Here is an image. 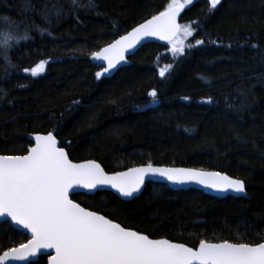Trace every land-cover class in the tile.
<instances>
[{"label":"trees","instance_id":"trees-1","mask_svg":"<svg viewBox=\"0 0 264 264\" xmlns=\"http://www.w3.org/2000/svg\"><path fill=\"white\" fill-rule=\"evenodd\" d=\"M95 2V10L69 15V0H28L31 9L26 0H0V18L8 17L0 19V33L11 31L12 21L20 34L29 26L31 37L8 50L19 68L10 77L0 54V88L6 93L0 98V154H24L30 134L54 130L73 161L93 159L111 173L149 162L225 172L245 182L247 198H218L147 182L131 200L106 190L72 199L122 226L193 248L200 239L263 242L264 0H222L207 18V0H196L179 22L200 19L202 30L187 43L203 39V46L174 60L167 43L149 42L126 66L100 79L91 52L163 11L169 0ZM45 5H60L65 14L59 20L53 15L47 24L40 16ZM33 23L51 35H41ZM50 57L38 76L22 71ZM168 64H173L171 71L160 77L159 69ZM153 89L155 103L148 95ZM237 89L247 93L246 99ZM207 97L214 103H202ZM28 238L0 222V253ZM46 262L40 256L28 264Z\"/></svg>","mask_w":264,"mask_h":264},{"label":"snow or ice","instance_id":"snow-or-ice-1","mask_svg":"<svg viewBox=\"0 0 264 264\" xmlns=\"http://www.w3.org/2000/svg\"><path fill=\"white\" fill-rule=\"evenodd\" d=\"M195 2L170 0L163 11L145 19L130 31L125 30L126 34L99 47L98 51L91 52L94 60L106 64L102 71L95 73L96 78L100 79L124 62L125 54L146 38L154 37L167 42L174 60L182 57L186 50L203 46V39L195 40V44L186 43L202 30L200 19L178 23V17ZM221 2L207 0L209 8L205 18L213 14ZM69 4V15H75L79 10L98 8L95 0H87L84 4L80 0H69ZM32 7L26 0V8ZM43 7L40 16L47 24L52 23L53 15L59 20L65 14L60 5ZM76 18L78 20V16ZM0 19L7 20L8 17ZM9 23L11 31L0 33L3 36L0 45L3 46L6 77H10L12 71H19L7 55L8 50L20 40L31 38L29 26H25L23 34H20L16 24ZM111 24L116 31L120 30L118 21L112 20ZM31 27H36L41 35L48 32L47 28H40L34 23ZM48 34L51 35L50 32ZM52 59H42L34 67L22 71L36 77L46 71V65ZM261 61L264 62V54ZM172 67L173 64H168L160 68V77L165 78ZM205 83L211 84L212 81L205 79ZM237 91L246 99V92ZM2 95L6 93L0 88V98ZM148 95L153 98L151 102H157V90L153 89ZM184 99L187 101L189 98ZM202 103L212 104L214 100L207 97ZM229 107L232 105L229 104ZM243 107L245 104H241ZM57 135L54 130L47 134L36 133L35 143L24 150L25 154H0V217L10 218L9 222L27 230L26 234L30 235L26 243L4 251L0 255V264L36 257L41 249H54L55 255H48L49 264H264V242H231L224 239L214 243L200 239L198 247L193 248L166 238L152 239L148 234L122 226L107 215L91 211L70 198V195L77 194V188L81 189L79 194L91 196L96 191L105 190L103 186H110L122 197H132L149 175H158L177 184L195 182L219 192L246 194L242 179L221 171L156 167L150 162L146 166L108 174L95 160L74 163L65 148L58 146ZM260 155L264 157V152Z\"/></svg>","mask_w":264,"mask_h":264},{"label":"water","instance_id":"water-1","mask_svg":"<svg viewBox=\"0 0 264 264\" xmlns=\"http://www.w3.org/2000/svg\"><path fill=\"white\" fill-rule=\"evenodd\" d=\"M151 17L147 18V19H150ZM143 22V21H142ZM140 22V23H142ZM178 23H179V17H178ZM138 25V24H137ZM136 25V26H137ZM131 30V29H130ZM129 30V31H130ZM118 39V38H117ZM149 42H163V43H167L165 41H161L159 40L158 38H154V37H150V38H146L144 41L141 42V44H139L136 48L130 50L129 52H127L125 54V61L124 62H121V64L117 65V67L113 70H111L108 74H105L104 76L102 77H110L112 76L118 69L124 67L127 65L128 63V59L129 57H131L139 48H141L144 44H147ZM111 43V42H110ZM106 46V45H105ZM98 51V50H97ZM93 62L101 67V71H102V68L106 66V64H104L103 62H100V61H96L93 59ZM39 134H47L46 133H40V132H37ZM36 133H32L28 136V139L30 140L31 142V145L29 147H31L35 141H34V135ZM58 140V146L60 147H63L61 146V143L59 141V139L57 138ZM66 150V149H65ZM67 152V150H66ZM68 153V152H67ZM25 154V153H24ZM22 155V154H21ZM70 158V157H69ZM71 159V158H70ZM86 160H89V159H86ZM93 160V159H91ZM84 160H81V161H73L74 163H80V162H83ZM96 161V160H95ZM97 163H99L101 165L100 162L96 161ZM147 164H141V165H137V166H133V167H140V166H146ZM154 166L156 167H175V168H193V167H185V166H164V165H155L153 164ZM102 166V165H101ZM103 167V166H102ZM132 168V167H130ZM128 169V168H127ZM127 169H124V170H121V171H126ZM199 169V168H198ZM105 170V169H104ZM205 170V169H203ZM106 171V170H105ZM206 171H219V170H206ZM107 172V171H106ZM222 172V171H221ZM108 174H113L111 172H107ZM224 174L228 175L227 173L223 172ZM230 176V175H229ZM232 177V176H230ZM235 178V177H233ZM147 182H154V183H164V184H167L168 188L172 189V190H187V189H196V190H200L202 192H204L205 194L207 195H210V196H214V197H218V198H224V197H227V196H233V197H245L247 198L248 195L247 193L246 194H240V193H234V192H219V191H216V190H213L211 188H207L203 185H200V184H197L195 182H191V183H184V184H177V183H172V182H168L167 180H165L163 177H160V176H153V175H149L148 177H146V180H145V183L141 186V189L134 193L132 197H122L118 192H116V190L114 189H111L110 186H103L105 188L106 191H110L112 192L113 194H115L117 197H119L121 200H131L132 198L134 197H137L140 195V193L143 191L144 189V186ZM104 191V190H103ZM76 192L77 193H80L81 192V189L77 188L76 189ZM97 192V191H96ZM70 198L72 199V195H70ZM74 200V199H73ZM75 201V200H74ZM77 202V201H76ZM84 207V206H83ZM91 210V209H89ZM91 211H94V210H91ZM101 214V213H100ZM3 221H7L15 230H18L24 234H26V231L27 230H24L22 228H19V226H14V222H9L10 221V218H5V217H0V222H3ZM28 235V234H27ZM29 236V239H30V235ZM152 238V237H150ZM152 239H160V238H152ZM167 239V238H166ZM27 242V241H26ZM25 242V243H26ZM175 242V241H173ZM176 243H180V242H176ZM215 243V242H214ZM188 246V245H187ZM18 247V246H16ZM190 247V246H189ZM198 247V245L196 246ZM4 252V251H3ZM3 252L0 254L2 255ZM46 253V254H45ZM55 255V251L54 249H41L40 250V253L37 254L36 257H30L29 259L27 260H24V261H18V260H9L8 262H6V264H28L30 262H36L38 261L39 257L40 256H46L47 257V262L46 264H49V261H48V255Z\"/></svg>","mask_w":264,"mask_h":264},{"label":"rangeland","instance_id":"rangeland-1","mask_svg":"<svg viewBox=\"0 0 264 264\" xmlns=\"http://www.w3.org/2000/svg\"><path fill=\"white\" fill-rule=\"evenodd\" d=\"M169 2H170V0H169ZM169 2H168V3H169ZM180 24H182V23H180ZM187 41H188V40H187ZM187 41H186V43H187ZM169 46H170V45H169Z\"/></svg>","mask_w":264,"mask_h":264},{"label":"clouds","instance_id":"clouds-1","mask_svg":"<svg viewBox=\"0 0 264 264\" xmlns=\"http://www.w3.org/2000/svg\"><path fill=\"white\" fill-rule=\"evenodd\" d=\"M0 46H2V45H0ZM0 54H2V53H0Z\"/></svg>","mask_w":264,"mask_h":264},{"label":"bare ground","instance_id":"bare-ground-1","mask_svg":"<svg viewBox=\"0 0 264 264\" xmlns=\"http://www.w3.org/2000/svg\"><path fill=\"white\" fill-rule=\"evenodd\" d=\"M164 184V183H163ZM167 185V184H166ZM245 198V197H244Z\"/></svg>","mask_w":264,"mask_h":264}]
</instances>
